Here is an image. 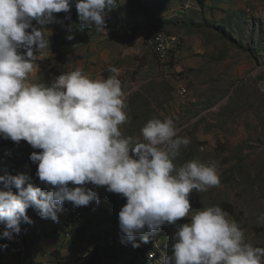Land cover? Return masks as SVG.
Listing matches in <instances>:
<instances>
[{
	"label": "rangeland",
	"instance_id": "obj_1",
	"mask_svg": "<svg viewBox=\"0 0 264 264\" xmlns=\"http://www.w3.org/2000/svg\"><path fill=\"white\" fill-rule=\"evenodd\" d=\"M75 1L70 11L79 17ZM55 18L43 26L33 21L47 33L49 43L36 52L28 82L50 86L61 73L77 68L91 79L103 80L111 75L109 66L116 67L126 93L128 119L120 126L122 136L143 141L141 129L150 118H173L179 135L191 140L175 158L176 168L194 159L214 162L220 177L218 186L189 194L192 210L219 205L243 228L246 243L264 247L260 219L264 216V0H119L106 17V35L95 26L88 25L84 33L78 23ZM160 30L180 39L169 70L162 69L147 43ZM181 85L189 91L185 98L179 93ZM21 149L25 157L39 151L29 144ZM23 163L9 160L4 147L0 150V175L23 173L36 184V174ZM87 187L98 192V204L65 203L58 223L38 212L29 217L31 251L37 263L53 262L57 251L75 259L98 245L103 264H123L114 258L120 250L105 248L103 239L107 234L124 236L118 213L126 203H114L106 187ZM184 223H190V217L162 226L149 238L156 237L172 251L177 225ZM85 224L83 234L71 235L72 228ZM107 239L110 247L117 245L113 237ZM136 241L151 243L140 236ZM7 251L8 242L1 241L0 264H27V258L7 256ZM164 253L151 250L148 260L157 264Z\"/></svg>",
	"mask_w": 264,
	"mask_h": 264
},
{
	"label": "clouds",
	"instance_id": "obj_2",
	"mask_svg": "<svg viewBox=\"0 0 264 264\" xmlns=\"http://www.w3.org/2000/svg\"><path fill=\"white\" fill-rule=\"evenodd\" d=\"M118 4L76 0L75 7L80 21L106 35V17ZM71 7L72 0H0V137L16 142L4 147L11 161L25 158L24 144L39 150L29 158L38 164L35 179L40 181L34 184L23 173L0 175L6 189L0 190V238L11 240L22 223L32 222L30 207L58 223L65 203L98 204V192L87 187L91 184L126 198L118 218L128 240L107 234L103 242L116 239L114 248L127 250L134 264H152L151 250L166 252L157 264H264V247L246 243L243 228L219 205L192 210L189 194L218 186L220 177L214 162L194 159L176 168L175 158L191 140L179 135L173 118H150L141 129L143 141L122 136L120 126L128 119L126 93L116 67L109 66L111 75L103 80L77 68L61 73L50 86L28 82L36 52L49 43L47 33L33 21L52 23L55 13H69ZM22 140L27 143L18 144ZM185 217L190 223L177 225L172 251L156 237L149 238ZM137 236L151 243H140Z\"/></svg>",
	"mask_w": 264,
	"mask_h": 264
},
{
	"label": "trees",
	"instance_id": "obj_3",
	"mask_svg": "<svg viewBox=\"0 0 264 264\" xmlns=\"http://www.w3.org/2000/svg\"><path fill=\"white\" fill-rule=\"evenodd\" d=\"M76 2V1H75ZM74 2V4H75ZM54 16L58 17L59 19H66L67 21L69 22H76L78 23V27L84 32L86 33V30H87V27L88 25L84 24L82 21H80L79 17H77L72 11H70L69 13H65V12H60V13H55ZM12 143H16V142H13L12 140L10 139H3L2 137H0V149L7 146V145H10ZM23 143H27L26 141H20L18 144H23ZM41 151V150H40ZM23 165H27L30 167L31 171L36 174V171H37V167H38V164L36 163H33L29 157H25L23 159ZM39 180V179H38ZM37 179H35V183H40V181H38ZM91 185V184H89ZM42 188L44 187L41 186ZM1 189V188H0ZM3 190V189H1ZM11 190L13 191V188H11ZM47 190V189H45ZM18 190L14 188V193H16ZM112 200L115 201V203H126V198H124L122 195L120 194H116V193H112ZM38 211L32 207L28 208L27 209V215L30 217L31 215H36L38 214L37 213ZM109 212V211H108ZM85 226L84 225L82 228H79V229H73L71 230V235L74 236L75 232L76 231H80V232H84V229H85ZM83 234V233H82ZM61 235L63 236V238L65 239V241L69 238L66 233H61ZM81 237V236H80ZM122 241H126L128 240V238L126 237H123L121 239ZM32 242L27 241V250L25 252V256L24 258L26 259L27 258V264H39L35 261V259L33 258L32 256V245H31ZM104 246L105 248L107 249H115L114 247H110L108 245V242L107 240H105L104 242ZM2 249V248H1ZM129 252L127 250H125L124 248H121L120 250V255L114 257L117 261V263H119L121 260H123V263L124 264H134L133 262L129 261ZM137 255L134 256V258L132 259V261H135L137 258ZM103 260H104V255L102 253V250L100 248V246L96 245L94 246L92 249H90L87 254L85 255H82L78 258H75V259H69V258H66V257H63V255H61V252L60 251H57L55 253V260H53V262H50V263H42V264H103Z\"/></svg>",
	"mask_w": 264,
	"mask_h": 264
},
{
	"label": "bare ground",
	"instance_id": "obj_4",
	"mask_svg": "<svg viewBox=\"0 0 264 264\" xmlns=\"http://www.w3.org/2000/svg\"><path fill=\"white\" fill-rule=\"evenodd\" d=\"M166 36H171L176 39L172 51L169 45V39ZM179 40L180 39L176 34L163 30L153 33L147 39L148 45L151 47L159 63L162 64V65L160 64L162 69L164 68L166 70L170 69L172 65L171 62H173L175 50H177V47L180 42ZM179 93L182 97L184 98L187 97L189 93L188 88L184 85L179 86ZM0 188L6 190L3 183H0ZM28 236H29V227L26 223H22L20 233L15 234L14 237L12 238L13 246H10L11 255L24 257L27 249V241L29 240Z\"/></svg>",
	"mask_w": 264,
	"mask_h": 264
},
{
	"label": "built area",
	"instance_id": "obj_5",
	"mask_svg": "<svg viewBox=\"0 0 264 264\" xmlns=\"http://www.w3.org/2000/svg\"><path fill=\"white\" fill-rule=\"evenodd\" d=\"M166 37H168V39H169V45H170L171 51H172V48L174 47V43L176 42V39L174 37H171V36H166ZM3 230H4V226L3 225H0V233H2ZM28 238H30V237L28 236ZM0 241L8 242V251H7L6 255L7 256L8 255L9 256H12V255H10V246H13L12 239L9 240V239H6V238H0ZM4 259H6V257Z\"/></svg>",
	"mask_w": 264,
	"mask_h": 264
},
{
	"label": "crops",
	"instance_id": "obj_6",
	"mask_svg": "<svg viewBox=\"0 0 264 264\" xmlns=\"http://www.w3.org/2000/svg\"><path fill=\"white\" fill-rule=\"evenodd\" d=\"M80 49H83V47H79ZM151 49V48H150ZM41 57H44V54L41 55ZM4 249V248H3ZM5 250V249H4Z\"/></svg>",
	"mask_w": 264,
	"mask_h": 264
}]
</instances>
